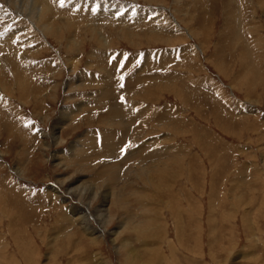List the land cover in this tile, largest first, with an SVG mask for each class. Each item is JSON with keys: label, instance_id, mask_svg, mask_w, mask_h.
<instances>
[{"label": "rangeland", "instance_id": "obj_1", "mask_svg": "<svg viewBox=\"0 0 264 264\" xmlns=\"http://www.w3.org/2000/svg\"><path fill=\"white\" fill-rule=\"evenodd\" d=\"M35 1L0 0V264H264V0Z\"/></svg>", "mask_w": 264, "mask_h": 264}, {"label": "bare ground", "instance_id": "obj_2", "mask_svg": "<svg viewBox=\"0 0 264 264\" xmlns=\"http://www.w3.org/2000/svg\"><path fill=\"white\" fill-rule=\"evenodd\" d=\"M39 3H40V5H39V3H38V5L37 4H35V5H37L40 9H39V12L41 11L42 13L43 12H45V10H46V12L48 13H50L49 14V18L51 19L53 16H54V14L52 13V11H51V9L50 8H48V6L47 5H45V4H43V3H41V1L40 0H37ZM31 2L32 3H36V1L35 0H31ZM30 2V3H31ZM33 5V4H32ZM44 6H46L47 8L45 9L44 8ZM49 10V11H48ZM44 14V13H43ZM40 17V16H39ZM42 17H43V15H42ZM48 18V19H49ZM9 42H11V41H9ZM79 81V80H78ZM69 86H70V84H69ZM19 87V86H18ZM78 107V106H77ZM63 110H65V109H63ZM75 115V114H74ZM72 116V115H71ZM75 117H76V115H75ZM69 118H70V116H69V114L67 113V112H62L61 114H60V118L58 119L59 121H57L58 123V125L56 124L55 125V127H54V131H56V130H58L59 129V127H62L64 124H66V123H68L69 122ZM54 133H56V132H53V136H52V138L54 139V141L55 142H57V141H59L60 139H61V137H60V135H54ZM74 148V147H73ZM77 148V147H76ZM76 150V149H75ZM81 150V149H80ZM82 152V151H81ZM77 154V153H76ZM128 154V153H127ZM66 156V155H65ZM77 156V155H76ZM90 159V158H89ZM158 159V158H157ZM128 170V169H127ZM18 171H20V169L18 168ZM151 174V173H150ZM71 180V179H70ZM76 180V179H75ZM64 180H59V183H61V185H63L64 184V182H63ZM67 181V180H66ZM74 183H75V181H74ZM74 183H72L71 185L70 184H68V187L67 188H65V189H67L66 190V192H64L65 194H67V195H69V196H75L77 199H79V200H81V198L84 196V195H86V197L87 198H89V199H87L86 200V206L85 207H83V206H81V205H78V207H72L71 206V208H69V212H70V210H71V217H68L67 218V220H69L68 221V223L71 225V223H77L79 226H80V228H83V230L89 235V237H90V239H96L97 237H99V236H92L91 234V232H93L94 231V228L95 227H93L92 226V224H91V221H94L95 223H96V225L98 226V230H99V232H100V236H102V231H101V229H100V227L104 230V228L106 229V226H107V224L109 223V221H110V214H109V212H108V210H109V208H108V206H105L106 204H108L107 203V198H109L110 197V195H111V191H105V193H104V196H103V202H105V205H104V203H103V205H101V207H96L95 209H94V211H91L90 209H89V207H91V201H92V199H94L95 197H96V195L98 194V192H99V189L97 190L96 188H94L93 186L91 187V186H89V185H86V184H83L82 182L81 183H79L78 185H74L73 186V184ZM93 185V184H92ZM71 186V187H70ZM69 188V189H68ZM52 192V191H51ZM56 192H58L57 191V188H56ZM160 192H161V189H160ZM59 193V192H58ZM54 196V195H53ZM67 199H68V197H67ZM66 199V200H67ZM64 201V200H63ZM62 201V202H63ZM157 201V200H156ZM73 205V204H72ZM147 205L148 204H145L144 205V209H145V215L144 216H146L145 217V219H146V223H144V221H142V222H138V223H136V224H134L133 225V230H135L136 231V233L138 234V235H140V234H142V232H143V236L144 237H146L147 236V234L148 233H150V231L151 230H147L149 227H154V226H159L158 224H161L160 223V221H159V219H158V217L155 215L154 216V214L153 215H149L148 214V212H151V214H152V212L155 210L152 206H151V208H147ZM142 209V208H141ZM144 213V212H143ZM70 214V213H69ZM68 214V215H69ZM66 217H67V215H66ZM162 221V220H161ZM165 221V220H164ZM126 224V222L125 223H122V225H125ZM53 225V224H52ZM68 225H66V226H64V228H66ZM181 226V225H180ZM179 229V228H178ZM64 230V229H63ZM165 230V229H164ZM61 232V231H60ZM114 234H117L116 232H114ZM178 234V233H177ZM68 235V234H67ZM166 235V234H165ZM163 236V235H162ZM183 236V235H182ZM56 237V236H55ZM55 237L54 238H52V240H53V242L55 241ZM69 237V236H68ZM158 237V236H157ZM70 238V237H69ZM163 238V237H162ZM113 240V239H112ZM147 240V239H146ZM158 242H160V241H158ZM158 242L156 241L155 242V244H153L154 246L152 247V248H146V246H145V249H146V253H148V255H151V250L153 251V253H152V256H153V260L154 259H156V258H158L157 259V261L159 260V258H161L162 257V255H161V253L159 254V249H158V247H159V244H158ZM149 243V242H148ZM149 247V246H148ZM151 247V246H150ZM129 252V251H128ZM133 254V253H132ZM129 255V254H128ZM129 256H131V258H132V255H129ZM128 256V257H129ZM2 257H4L3 255H2ZM131 261V260H130ZM150 261H152V260H150ZM157 263V262H156ZM31 264V263H30Z\"/></svg>", "mask_w": 264, "mask_h": 264}, {"label": "snow or ice", "instance_id": "obj_3", "mask_svg": "<svg viewBox=\"0 0 264 264\" xmlns=\"http://www.w3.org/2000/svg\"><path fill=\"white\" fill-rule=\"evenodd\" d=\"M61 6H63L64 4V0H60Z\"/></svg>", "mask_w": 264, "mask_h": 264}]
</instances>
